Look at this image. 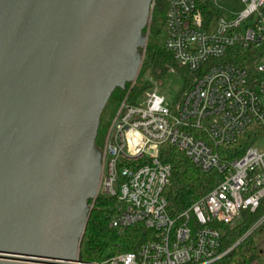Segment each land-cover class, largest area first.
<instances>
[{"label":"water","instance_id":"obj_1","mask_svg":"<svg viewBox=\"0 0 264 264\" xmlns=\"http://www.w3.org/2000/svg\"><path fill=\"white\" fill-rule=\"evenodd\" d=\"M154 0H0V264H79L101 117L140 73Z\"/></svg>","mask_w":264,"mask_h":264},{"label":"built area","instance_id":"obj_2","mask_svg":"<svg viewBox=\"0 0 264 264\" xmlns=\"http://www.w3.org/2000/svg\"><path fill=\"white\" fill-rule=\"evenodd\" d=\"M241 1L245 9L236 18L218 19L212 29L216 13L210 15L206 7L214 9L213 0H166L164 46L192 75L191 87L171 107L157 88L137 104L128 96L121 102L101 148L98 192L116 199L112 227L142 224L154 237L136 251L79 264H213L231 251H221L219 226L235 225L244 210L260 207L264 0ZM245 138L252 144L239 147L242 155L233 158L230 148ZM165 145L183 152L200 172L221 176L205 197L176 217L164 196L172 171L160 159ZM262 224L264 217L247 235ZM261 252L264 264V248Z\"/></svg>","mask_w":264,"mask_h":264},{"label":"trees","instance_id":"obj_3","mask_svg":"<svg viewBox=\"0 0 264 264\" xmlns=\"http://www.w3.org/2000/svg\"><path fill=\"white\" fill-rule=\"evenodd\" d=\"M209 8V14L215 10ZM167 11L165 0H155L152 20L149 29L148 44L136 85L128 93L132 84H127L126 89H116L105 107L96 144L102 148L109 129L108 115L115 107L128 96V102L137 104L146 92L153 87L144 82L146 74L158 85H164L169 79L170 71L176 70L183 76L185 87L178 99L191 87L193 77L178 64L171 54L167 52L161 36L166 17L160 13ZM250 68L249 64H246ZM128 93V94H127ZM114 114V113H113ZM252 144L250 138L240 141L236 147H231L233 158L242 155L239 147ZM160 159L172 167L171 177L165 189L164 196L168 201V210L174 217L188 210L195 202L205 197L221 180L218 173L204 174L179 149L165 145L161 150ZM116 199L99 195L96 200L89 201L93 205L92 213L81 244L80 260L83 262H101L113 256L136 251L143 243L154 237V232L139 224L130 228L119 229L111 226L115 218ZM264 217V199L260 207L252 212L244 210L235 225H221L222 250H230L222 259L213 264H262L261 246L258 243L257 232L264 224L258 226L251 234V229Z\"/></svg>","mask_w":264,"mask_h":264},{"label":"rangeland","instance_id":"obj_4","mask_svg":"<svg viewBox=\"0 0 264 264\" xmlns=\"http://www.w3.org/2000/svg\"><path fill=\"white\" fill-rule=\"evenodd\" d=\"M212 7L216 10L215 11L216 20L212 24V29H216L217 25H218V19L223 18L226 21L233 20L245 9V4L241 0H213ZM160 15L162 17H166V10L163 13L161 12ZM148 29H150V26ZM163 34H164V27H163V30L161 33L162 37H163ZM139 75H140V73H139ZM138 78H139V76H138ZM138 78L134 82V85L137 84ZM143 81L148 82V83L153 85V87L151 89H149L148 91H151V90L155 91L156 88L158 89V94L165 98L166 106H168V107L173 106L176 102L177 103L180 102V100L182 99V97L184 95L183 94L182 97L180 99H178L181 92L184 90L185 82H184L183 76L180 74V72H178L176 70L170 71L169 79L166 82V84H164V85H158L156 82H154L153 79L151 78L150 74H146L143 78ZM131 87H132V85H131ZM131 87L128 88V93L131 90ZM117 110H118V107H115V110L114 109H113V111L111 110L109 115L107 116L108 117L107 122L109 121L110 124H111L113 117L116 114ZM91 206H93V205H91ZM257 236L259 238L258 243L261 246V249H263L264 248V225L257 232Z\"/></svg>","mask_w":264,"mask_h":264}]
</instances>
